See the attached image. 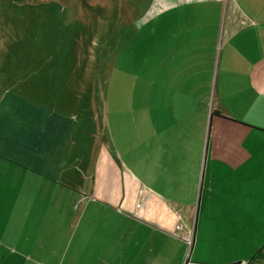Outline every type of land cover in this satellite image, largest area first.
Segmentation results:
<instances>
[{"label":"crops","instance_id":"1","mask_svg":"<svg viewBox=\"0 0 264 264\" xmlns=\"http://www.w3.org/2000/svg\"><path fill=\"white\" fill-rule=\"evenodd\" d=\"M253 6L264 8V0ZM260 17H247L239 28L228 21L212 104L202 98L208 91H190V106L180 104L185 92L179 86L173 95L183 97L169 103L167 82L179 79L182 49L178 43L162 49L159 70L148 80L160 78L159 98H147L129 127L120 126L117 102L110 118L104 114L109 140L101 135L91 155L84 118L66 113L61 103L71 93L65 85L80 84L86 68L81 74L65 68L68 81L60 83L56 67L45 70L52 95L36 101L10 96L4 102L7 92L0 101V264H251L243 242L232 243L230 233L239 227L227 212L244 213L246 173L260 171L258 161L246 160L242 143L245 128L254 125L248 117L264 100ZM76 98L69 110L80 108ZM214 118L229 122L227 139L216 143L212 133L223 134L211 129ZM211 231L226 234L211 242Z\"/></svg>","mask_w":264,"mask_h":264},{"label":"rangeland","instance_id":"2","mask_svg":"<svg viewBox=\"0 0 264 264\" xmlns=\"http://www.w3.org/2000/svg\"><path fill=\"white\" fill-rule=\"evenodd\" d=\"M241 2L0 0V101L7 92L10 94L4 102L10 96L36 101L43 98L42 95H52L48 78L44 80L48 76L44 71L50 67L58 69L57 83L68 81L64 76L66 72H63L65 68L72 66L77 74L86 68V73L77 79L80 84H73V81L71 85H65L71 93L68 98L61 97V103L66 113L70 111L78 115L80 121L84 118L83 131L90 137L88 148L91 155L92 146L98 145L101 135H105L106 142L109 140L108 129L104 133V114L106 119L110 118L117 102L119 112L116 116L120 126L129 127L130 118L141 113L147 98H159L156 87L160 78L152 84H148V80L159 70L157 58L164 48H173L178 43L182 49L179 79L175 84L172 79L167 82L172 89V93L166 91L169 103H177L174 95H181H173V89L179 86L185 92L180 104L185 102L190 106L195 98L190 97V91H208L209 94L202 98L212 104L216 58L222 48L221 36L228 30V21H237L234 27L239 28L245 26L247 17L264 18V8L253 6L261 5L262 0H245V8ZM256 26L259 33L264 31V22ZM185 38L187 40L179 45V40ZM190 55L191 58L187 59ZM196 56L200 58L195 60ZM74 88L76 95L72 97ZM76 96L81 98V106L78 110L74 106L69 110L68 101ZM45 99L44 104L49 103V98ZM225 100L233 107L231 98ZM260 101L255 106L258 110L254 109L248 117L254 124L249 125L253 130L245 128V140L242 141L246 160L252 162V166L258 161L260 171L246 173L249 179L245 182L244 213L238 212L237 208L233 215L227 212L233 224L239 227L230 233L234 238L232 243L235 246L237 241L243 242L245 259L251 264H264L263 97ZM228 123L213 119L211 129L223 134L218 136L214 131L213 143L227 139L224 134ZM210 224L219 223L211 220ZM241 227L243 233H239ZM224 234L226 232L211 231L207 240L222 241ZM211 255L217 256L218 251Z\"/></svg>","mask_w":264,"mask_h":264},{"label":"built area","instance_id":"3","mask_svg":"<svg viewBox=\"0 0 264 264\" xmlns=\"http://www.w3.org/2000/svg\"><path fill=\"white\" fill-rule=\"evenodd\" d=\"M175 230H176V231L180 230V225H176V226H175ZM186 242H187V244L190 246L191 243H192V239H189V241H186Z\"/></svg>","mask_w":264,"mask_h":264},{"label":"trees","instance_id":"4","mask_svg":"<svg viewBox=\"0 0 264 264\" xmlns=\"http://www.w3.org/2000/svg\"><path fill=\"white\" fill-rule=\"evenodd\" d=\"M212 115L220 116V113L217 112V111H214V112L212 113Z\"/></svg>","mask_w":264,"mask_h":264},{"label":"water","instance_id":"5","mask_svg":"<svg viewBox=\"0 0 264 264\" xmlns=\"http://www.w3.org/2000/svg\"><path fill=\"white\" fill-rule=\"evenodd\" d=\"M234 264H240V263L237 262V263H234Z\"/></svg>","mask_w":264,"mask_h":264}]
</instances>
